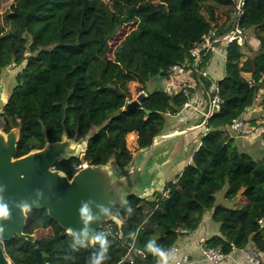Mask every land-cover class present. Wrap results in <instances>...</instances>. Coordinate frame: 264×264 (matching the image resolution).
<instances>
[{
  "label": "trees",
  "instance_id": "trees-1",
  "mask_svg": "<svg viewBox=\"0 0 264 264\" xmlns=\"http://www.w3.org/2000/svg\"><path fill=\"white\" fill-rule=\"evenodd\" d=\"M237 1L0 0V80L4 70H15L13 93L0 118L6 132L10 122L21 126L15 156L66 134L76 141L89 137L86 164H107L114 158L120 166L128 165L135 148L150 146L167 115L184 107L199 87L207 101L213 94L215 82L196 72L208 67L213 51L198 61L190 51L210 31L220 38L218 45L226 41ZM242 10V34L227 45L224 75L217 81L223 101L210 118H201L205 131L192 163L166 182L167 197L148 201L133 196L111 212L122 226L109 222L113 232H97L110 242L105 264H158L147 252V242L170 249L199 229L207 214L219 232L204 246L221 247L229 255L253 243L264 261V135L263 154L256 159L237 146L230 129L239 118L245 131L264 128V0H245ZM123 28L129 31L113 44ZM174 65L197 79L189 94L182 88L150 91V78L170 79L167 72ZM143 91L147 95L140 105L128 108ZM257 104L260 117L248 116ZM132 134L137 135L134 148ZM82 164L74 157L55 168L72 178ZM221 190L226 200L236 201L233 207L217 203ZM27 216L25 233L36 234L37 240L16 236L5 241L13 264H39L37 248L46 254L45 264H88L99 249L74 237L47 210H28ZM47 230L52 234L38 237ZM129 232L138 234L135 241ZM131 247L132 261L125 259Z\"/></svg>",
  "mask_w": 264,
  "mask_h": 264
},
{
  "label": "water",
  "instance_id": "water-1",
  "mask_svg": "<svg viewBox=\"0 0 264 264\" xmlns=\"http://www.w3.org/2000/svg\"><path fill=\"white\" fill-rule=\"evenodd\" d=\"M4 79L2 75L0 115L14 88L5 95ZM146 95L144 91L138 94L128 108L138 107ZM10 126L9 132L0 127V203L7 205L10 211L8 218L0 219V264H13L5 252V241L16 236L31 242L37 240L36 234L25 233L28 216L27 211H22L23 206L28 210H47L49 216L74 237L93 244V236L105 223L122 226V221L111 212L124 206L128 198L136 196L154 201L164 193L166 181L160 182L161 177L168 174L181 153L176 150V143L177 135L183 130H170L164 125L150 146L134 152L128 165L120 166L113 158L107 164H87L69 178L55 166L74 157L85 163L89 137L76 141L63 134L60 141H47L42 149L16 157L21 126L14 127L12 122ZM74 142L84 150L78 153ZM85 207L91 220L82 214ZM35 254L38 263L45 264L46 254L38 248Z\"/></svg>",
  "mask_w": 264,
  "mask_h": 264
},
{
  "label": "crops",
  "instance_id": "crops-1",
  "mask_svg": "<svg viewBox=\"0 0 264 264\" xmlns=\"http://www.w3.org/2000/svg\"><path fill=\"white\" fill-rule=\"evenodd\" d=\"M225 62H226V46L223 42L222 44L217 45L215 51L213 52V56L208 64L207 70L209 73V77L217 82L222 79L225 71ZM3 76H5V80L10 82V74H6L5 70L3 71ZM184 83L189 84L190 88L195 87L198 84L197 79L189 73H183L181 75L172 76L170 79H166L165 88L168 90L178 91L181 89ZM214 85V84H213ZM14 87V86H13ZM12 87V88H13ZM189 106H184L179 109L175 114H169L167 122L165 125L170 130L181 128L183 132L178 134L177 137L182 136L185 137L182 143H179V140L176 143V150L178 151L179 147L182 145L183 150L187 152V156L182 160H175V165L172 167H178L175 175L182 172V169L187 164L192 163V156L194 152L197 150L201 143L202 135L205 131V123L200 122L201 118L205 116L207 111V103L206 94L203 87H199L197 91L192 95L190 99ZM259 111L261 112V107H259ZM250 113V112H249ZM185 131V132H184ZM136 138L133 144L137 146V135L133 134ZM235 140L237 146L241 148H246L245 144L241 143V137L239 135H235ZM178 147V148H177ZM260 149L257 148L258 152ZM138 150V149H137ZM176 151V152H177ZM250 151V150H249ZM212 221L211 214H207L203 223L195 232L187 235H183L177 242L178 251L176 252V259H181L184 257H188L191 260L200 261L201 259V249L204 246V241L211 237L214 234L219 232V225ZM218 230V232H216ZM249 247L243 249H236L229 255H226L225 259L220 264H248L247 263V249ZM173 261L170 262L172 264ZM196 264H206L204 262H198Z\"/></svg>",
  "mask_w": 264,
  "mask_h": 264
},
{
  "label": "built area",
  "instance_id": "built-area-1",
  "mask_svg": "<svg viewBox=\"0 0 264 264\" xmlns=\"http://www.w3.org/2000/svg\"><path fill=\"white\" fill-rule=\"evenodd\" d=\"M244 1L245 0H238L237 1V12H236V20L234 22V25L231 29V31L226 35V41L225 46L227 47V45L229 43H231L233 40H235L239 35L242 34L240 28H239V24H238V20L240 18V16H242L243 14V5H244ZM220 41V38L216 36L214 31H210L207 35H205L203 37V40L199 43H197L190 51L192 57H194L195 60H200V58L202 57V55L204 53H207L209 51H215L218 42ZM196 72H197V77L201 78V77H209V73L207 68L205 70H199V68H196ZM185 73L184 68H182L181 66L178 65H174L172 67H170V69L167 72V75L169 76H177V75H181ZM186 94H189V84L184 83L183 86L181 87ZM212 91L213 94L209 96V100L207 103V111H206V120L208 118H210L212 116V114L214 113V111H216L220 104L222 103V98L219 94V89H218V85L217 82L214 83L213 87H212ZM190 102V101H189ZM186 103L184 106H189L190 103ZM130 103V102H129ZM3 119L0 118V127L2 128L3 126ZM246 128V123L244 122L243 119L239 118L237 120H235L233 122V124L231 125V131L234 134H239L241 133V131H243ZM254 133L256 132L255 136H262L264 135V128H260L256 129L255 131H253ZM133 135V134H132ZM131 137V136H130ZM134 140H136V138H133ZM130 140V138H129ZM87 164L84 163L80 166H86ZM168 196V191L165 190L163 193V197H167ZM100 230H103V233L105 232H113L114 231V226L107 222L105 223L102 228ZM119 234V233H116ZM248 249H247V263L248 264H264V261L261 257V252L256 248L255 244L250 243L248 245ZM132 247L129 249V251L126 254L125 259H130L131 261L133 260V256H132ZM171 250H174L175 253L178 251L177 245H173L171 248ZM143 256H145L144 253H142ZM226 255L222 252L221 247H208V246H203L201 249V259L200 261H195V260H191L188 257H184L181 259H176L172 262V264H196L198 262H204L206 264H220L224 259H225Z\"/></svg>",
  "mask_w": 264,
  "mask_h": 264
},
{
  "label": "rangeland",
  "instance_id": "rangeland-1",
  "mask_svg": "<svg viewBox=\"0 0 264 264\" xmlns=\"http://www.w3.org/2000/svg\"><path fill=\"white\" fill-rule=\"evenodd\" d=\"M128 31H129V29H127V28L121 29L119 31L118 35H117V38L115 40H113L112 43L113 44L116 43V42L118 43L123 38L124 34L127 33ZM249 39L251 40L252 45H254V46L257 45V41H256V39L254 38V36L252 34L250 35ZM5 72H6V74H10V76H9L10 77V82H12V79H11L12 75L11 74L13 72H15V70H13L11 68H8V69L5 70ZM8 79L5 80L6 81L5 82V86H4L5 87L4 88V94L5 95H7V93L9 92V89H11L14 86V83L13 84L9 83ZM165 83H166V79L163 76H153V77L150 78V81L148 82V89L150 91L161 90V89L163 90L165 88ZM249 112L250 113L248 114V116L252 115L253 118H259L260 117V111H259L258 104H257V106L255 105L254 107L250 108ZM168 116L169 115H167L166 120L168 119ZM259 121L261 122L260 119H259ZM254 128H257V126H255ZM245 129L243 131H241V133L235 134V135H239V137H241V143L245 144L246 148H248L250 151L245 149V148H241V150L251 153L254 156V158H256V159H260L262 157L263 153H262V151L258 152L257 148L260 149V147H262V145H263V141L261 139V136L257 137V136H255L256 132L254 133L253 131H250V130L245 131ZM260 130H261V128H260ZM134 137H135L134 135H131V137H130V145L133 148L135 147L134 144H133V142H134L133 138ZM177 138L179 140V143L180 144L182 143V145H183V141L182 140H184L185 137L179 136ZM73 145L78 147V153H79V150H80V152H82V150H84V147H82V145L79 146L78 142H74ZM182 145L179 148L177 147L179 149L178 151L181 152L179 154L180 156L178 157L179 160L185 159L186 156H187V152L185 150H183V146ZM136 150L137 149L135 148V151ZM178 167L179 166L177 165V167L172 168L168 172L167 175L162 176L160 182H165V181L167 182V181L173 179L175 177L176 171L178 170ZM157 183L158 182L156 181V184ZM223 193H224V190H221V191H219L217 193V195H216L217 196V203L225 205L227 207H233L235 205L236 201L226 200L224 198ZM216 232H218V230ZM50 234H52L51 230L40 231L38 233V237H44V236H47V235H50Z\"/></svg>",
  "mask_w": 264,
  "mask_h": 264
},
{
  "label": "clouds",
  "instance_id": "clouds-1",
  "mask_svg": "<svg viewBox=\"0 0 264 264\" xmlns=\"http://www.w3.org/2000/svg\"><path fill=\"white\" fill-rule=\"evenodd\" d=\"M22 211L25 212L28 211V207L26 205L23 206ZM129 211H131V209H129ZM82 214L88 220L92 219L86 207L82 209ZM9 216H10V211L8 206L3 203H0V219H6ZM86 234L87 233L85 232V235ZM128 235L130 239L135 241L138 234L136 232H129ZM93 242L99 245V249L97 251H94L90 255L88 264H105V261L109 259L108 256V250L110 247L109 240L105 238L102 232H100L93 236ZM83 246L86 247L87 245H83ZM145 247L148 253L158 258V264H170V262L174 261L176 258V253L174 250L165 249L163 246L158 245L155 240L148 241Z\"/></svg>",
  "mask_w": 264,
  "mask_h": 264
}]
</instances>
